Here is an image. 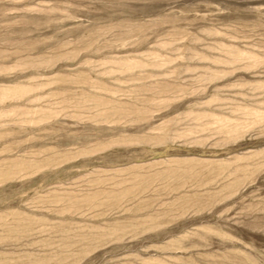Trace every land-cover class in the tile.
<instances>
[{"label": "rangeland", "instance_id": "rangeland-1", "mask_svg": "<svg viewBox=\"0 0 264 264\" xmlns=\"http://www.w3.org/2000/svg\"><path fill=\"white\" fill-rule=\"evenodd\" d=\"M0 264H264V0H0Z\"/></svg>", "mask_w": 264, "mask_h": 264}]
</instances>
